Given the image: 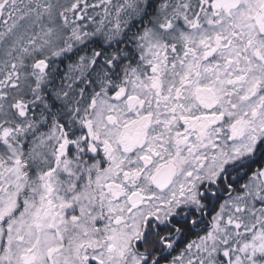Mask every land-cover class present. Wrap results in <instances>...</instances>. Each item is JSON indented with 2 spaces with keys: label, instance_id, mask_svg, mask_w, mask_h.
I'll return each instance as SVG.
<instances>
[{
  "label": "snow or ice",
  "instance_id": "1",
  "mask_svg": "<svg viewBox=\"0 0 264 264\" xmlns=\"http://www.w3.org/2000/svg\"><path fill=\"white\" fill-rule=\"evenodd\" d=\"M0 264H264V0H0Z\"/></svg>",
  "mask_w": 264,
  "mask_h": 264
}]
</instances>
